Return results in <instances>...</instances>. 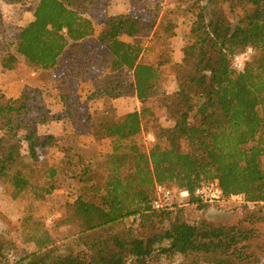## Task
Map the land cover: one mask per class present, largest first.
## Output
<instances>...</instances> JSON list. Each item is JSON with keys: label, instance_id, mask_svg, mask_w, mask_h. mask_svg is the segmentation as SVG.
Returning a JSON list of instances; mask_svg holds the SVG:
<instances>
[{"label": "trees", "instance_id": "trees-1", "mask_svg": "<svg viewBox=\"0 0 264 264\" xmlns=\"http://www.w3.org/2000/svg\"><path fill=\"white\" fill-rule=\"evenodd\" d=\"M110 1L38 0L34 20L25 26H6L0 8V60L21 57L38 73L55 75L76 135L91 130L112 148L96 154L72 139L40 135L49 117L37 92L27 89L18 99L0 94L4 193L25 206L22 221L29 225L37 209L51 206L56 190H63L66 222L79 229V250L67 254L43 244L9 251L15 245L3 232L0 264H164L163 256L166 264H260L249 251L255 230L204 220L191 225L183 209H155L153 201L156 185H164L204 208L195 191L218 180L224 200L243 196L255 208L251 222H264V0H183L195 19L173 77L165 74L169 58L148 60L147 47L132 40L152 30L150 23L110 15ZM239 11L242 17L231 23ZM96 16L103 19L99 32ZM248 48L259 55L238 71L233 59ZM97 70L102 75L91 81L93 88L79 94L74 83L90 82ZM132 95L140 112L119 117L112 101ZM148 131L155 137L150 148L143 142ZM52 150L61 156L55 163L48 161ZM97 157L105 162L101 183ZM129 219L126 230L109 232ZM175 257L183 260L171 261Z\"/></svg>", "mask_w": 264, "mask_h": 264}, {"label": "rangeland", "instance_id": "rangeland-1", "mask_svg": "<svg viewBox=\"0 0 264 264\" xmlns=\"http://www.w3.org/2000/svg\"><path fill=\"white\" fill-rule=\"evenodd\" d=\"M111 12L114 15L118 14H130L133 17L141 18L143 22L150 23L152 30L146 31L136 38L132 39L135 42L142 43L149 50L148 60H154L156 57H167L171 60V63L166 66L165 74L169 77L175 75L176 59H180V51L185 45V40L189 35L191 23L195 17L187 10V5L183 0H144L140 3H135V0H111ZM38 3V0H29L24 4L7 5L0 4V8L4 15V22L6 26H17L22 22H26V19H22L23 10L28 12L32 11ZM24 8V9H23ZM242 17V12L236 13L235 18H230L231 23H236L238 19ZM97 22V31L99 32L102 27V18L95 17ZM153 25V26H152ZM171 29V30H170ZM174 32V33H173ZM95 44L97 41L93 39ZM259 51L251 55L258 57ZM250 56V58H251ZM251 58V60H252ZM93 76L99 77L102 75V71H93ZM38 78V75L36 76ZM40 79L46 83L44 90L37 89L38 98L40 103L45 107L48 112L49 122L48 125L57 124L65 126V119L69 120L64 113V110H55L47 107L44 103V96L51 94L57 87V77L51 73L40 76ZM38 78V79H39ZM171 87V86H170ZM74 89L79 90V84L74 83ZM94 108L99 109L97 103L93 104ZM52 107V106H51ZM158 117L164 126H168L166 123V113L163 110L156 111ZM105 118V117H99ZM68 129V128H67ZM74 131V130H73ZM92 133L91 130H80V134ZM152 134L148 131L143 136V142L146 148L153 146L155 142L148 140V135ZM153 135V134H152ZM66 137H72L70 134H66ZM109 143V142H108ZM107 142L101 143L102 149H106ZM97 169V180L102 182L103 176L106 174V170L102 168L105 163L100 157L95 160ZM101 163V164H100ZM47 164H45V169ZM104 174V175H102ZM3 182L0 179V235L6 232L5 240L12 242L15 246L9 251H35L39 248V244L42 246H53L59 254H67L68 251H78L79 248L76 245L78 227L70 225L66 222V219L70 216V210L65 207V195L63 192H58L57 196L51 206L44 208L39 207L37 213L34 214L35 223L26 225L22 221L24 217V205H16L3 191ZM2 188V189H1ZM174 192V198L171 201L173 210L177 211L183 209V216L185 220L195 225L200 220L214 225V226H240L244 229L255 230V237L251 238L248 242L250 244V250L255 254L260 264H264V222L255 221L251 222L250 218L252 212L255 210L253 205L247 204L243 196H234L228 200H222L213 203H203L204 208H201L198 204L190 203V199L183 198L179 194V190L176 187H171ZM132 225V220H126L122 224H119L112 228L109 232L112 234L120 233L126 230ZM165 223L164 226H167ZM137 226H135V229ZM38 238L36 242L32 240ZM80 249H82L80 247ZM87 259L90 258L91 253L86 250ZM183 260L182 257H175L171 261L179 263ZM162 263L169 262L162 257ZM159 264V263H156Z\"/></svg>", "mask_w": 264, "mask_h": 264}, {"label": "crops", "instance_id": "crops-1", "mask_svg": "<svg viewBox=\"0 0 264 264\" xmlns=\"http://www.w3.org/2000/svg\"><path fill=\"white\" fill-rule=\"evenodd\" d=\"M11 6L14 7L15 5H11ZM34 10L35 8L32 11L28 12V10L24 9L21 15H22V19L23 18L26 19V22H22L21 24L17 26H25L28 23L32 22L34 20ZM110 15H114L111 12V8H110ZM178 60L179 58L176 59V61ZM91 73L89 74L90 82L79 84V90H78L79 94L85 95L86 92L90 91L93 88V84L91 81L99 78V77L93 76ZM45 74H48V73L47 72L38 73L33 68V66H31L26 60H24L21 57H17V61L16 59L13 58L4 63L0 60V94L4 95L8 99H18L22 96L24 91L27 89H33L36 92H37V89L44 90L46 88L45 87L46 83H44V81L40 79L39 77L40 76L42 77ZM37 75L39 79L36 78ZM43 96H44L43 97L44 103L47 105V107L53 108L57 111L64 110L63 103L59 97V92L57 90V87L55 91H53L51 94L46 95L45 93V95ZM112 102L114 104V107L116 108V112L119 117H124L127 114H130L136 111L140 112L141 110V104L135 95L115 99ZM97 105L99 106L100 102H98ZM65 121H66L65 123L66 127H63L62 125H57V124H52V125L47 126L48 123L45 125L39 126L38 128L39 134L44 135V136L51 135L59 140L72 139L75 141L74 143H76L78 147L82 149L83 151L90 150L96 154L111 152L112 148H111L110 140L108 139L97 140V138L92 133L91 134L88 133L87 136L86 134L76 135L77 133L75 132L72 122L66 119ZM66 134H70L72 137L67 138ZM105 142L107 143L109 142L108 143L109 146L107 145V148L103 150L101 143L104 144ZM23 153L27 154L26 151ZM58 157H61L59 153H57L54 150L49 151L48 161L50 163H55ZM58 192H63V190H56V193ZM11 201L15 203L17 206L20 205V203L12 199Z\"/></svg>", "mask_w": 264, "mask_h": 264}, {"label": "built area", "instance_id": "built-area-1", "mask_svg": "<svg viewBox=\"0 0 264 264\" xmlns=\"http://www.w3.org/2000/svg\"><path fill=\"white\" fill-rule=\"evenodd\" d=\"M253 54V49L249 52V48L241 55L234 57L233 66L236 70H243L246 62L250 59ZM148 140L155 142V137L152 134L148 135ZM156 198L153 201V207L155 209H165L171 205V201L174 198V192L170 188L164 185H156L155 188ZM183 195V193H182ZM195 196L200 198L206 203L219 202L223 200V191L219 185L218 180H213L210 183L201 186L196 189ZM183 197V196H182ZM184 198V197H183Z\"/></svg>", "mask_w": 264, "mask_h": 264}, {"label": "clouds", "instance_id": "clouds-1", "mask_svg": "<svg viewBox=\"0 0 264 264\" xmlns=\"http://www.w3.org/2000/svg\"><path fill=\"white\" fill-rule=\"evenodd\" d=\"M249 52H251V48H249Z\"/></svg>", "mask_w": 264, "mask_h": 264}]
</instances>
